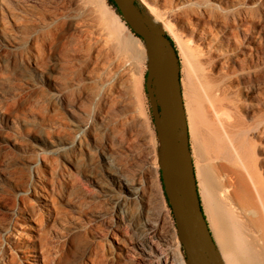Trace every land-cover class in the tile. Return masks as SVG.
<instances>
[{
	"label": "rangeland",
	"instance_id": "374dc122",
	"mask_svg": "<svg viewBox=\"0 0 264 264\" xmlns=\"http://www.w3.org/2000/svg\"><path fill=\"white\" fill-rule=\"evenodd\" d=\"M134 1L150 27L175 46L177 143L187 149L215 251L198 244L212 264H227L203 198L193 117L207 104L204 92L219 83L227 119L225 128L218 123L219 133L235 159L225 164L231 182L243 181L258 209L254 183L264 189V0ZM100 8L109 17L115 12L107 0H0V264H189L160 180L163 159L144 87L151 49L121 28L138 57L107 50ZM169 60L165 52L163 64ZM242 133L256 154V166L247 169L236 157ZM235 199V211L249 220L253 212ZM247 228L260 247L261 229ZM124 231L143 241L141 250H130Z\"/></svg>",
	"mask_w": 264,
	"mask_h": 264
},
{
	"label": "bare ground",
	"instance_id": "6f19581e",
	"mask_svg": "<svg viewBox=\"0 0 264 264\" xmlns=\"http://www.w3.org/2000/svg\"><path fill=\"white\" fill-rule=\"evenodd\" d=\"M99 16L104 20V38L106 40L104 42H107L108 45V49H104L110 50L113 53H117L124 57L136 59L138 57V53L133 48L131 39L122 37L119 33V29H125L133 38H136L137 40L140 39L135 37L129 31L128 27L115 12H112V17H109L106 12L100 8ZM236 20L239 21V19ZM114 22H116L117 25H115ZM235 28L239 29L240 27L235 26ZM246 46L244 48H246ZM169 69L170 64L169 61H167L157 71L154 80L155 91L158 96L159 102L162 105L164 121H168L171 116L167 95ZM220 95H226L225 89H221L219 83H214V85L209 88L208 92H204L203 94L202 98L205 97L204 102L207 103L203 104H206V106L203 105V108H200V110H198V112L194 114L193 117L195 123L194 136L197 139V150L201 156L202 161L199 166L198 172L203 188V198L210 217L214 235L220 246L223 258L226 260L224 261L227 262V264H264V189L263 186L260 187L258 185L260 184V182L254 183L252 181V183L255 184L254 187L256 189L254 190H257L260 201V204H258L259 208L257 209L255 207L253 208V204L251 205V195H249L250 190H247V188L249 187H247L241 179H239V181H242L241 185H237L239 187L234 186L233 182H231L232 178L230 179V177L232 176L229 175L232 172L229 173L230 168L229 166H227V164H225V160L230 162L235 161V159L219 133L220 126H218V123L219 125H221V127L225 128L224 123H226L225 120L227 121V119L224 118L225 116H223L226 114V111L223 108L225 105H221L220 100L222 98L219 97ZM229 110L230 109H228V111ZM74 126L78 127L81 125L75 123ZM241 135H244V133H242ZM244 136L238 139L240 153L237 150L236 157H238L237 160L243 167H249V164L254 166L256 163V154L254 145L252 143L253 141H251L249 137ZM111 177L113 181H116L119 184V187L125 188V185L118 174H111ZM174 177L179 187V191L183 196V201H185V206L186 208L188 207L191 212L194 204V185L192 181L193 176L191 172V164L189 162V156L185 144L176 143L175 145ZM257 178L254 179L257 180ZM232 186H234L235 189ZM233 198H237L239 200L240 203L237 199H235V201L237 200L236 202L241 204L240 207H242V209L246 211L251 210L253 212V216L250 217L249 220L244 221L243 219H241L242 217H240V215L235 211L233 207ZM119 202L120 199H118V203ZM118 221L123 224L125 223L124 218L121 216L118 218ZM249 223L259 227L262 231V243L258 248L256 247L253 239L249 237V229L247 228L249 226ZM149 230H151L152 232L155 231V229L152 227H149ZM123 233L124 239L128 242V247L130 248V250L133 249L134 252L138 249L141 250L143 241L141 242V240H131L129 239V233L127 231H124ZM196 234V239H199L201 246L209 251L210 246L202 224H198V226L196 227Z\"/></svg>",
	"mask_w": 264,
	"mask_h": 264
},
{
	"label": "water",
	"instance_id": "95a60500",
	"mask_svg": "<svg viewBox=\"0 0 264 264\" xmlns=\"http://www.w3.org/2000/svg\"><path fill=\"white\" fill-rule=\"evenodd\" d=\"M128 27L150 47L153 55L152 67L147 71L144 80V87L150 102L152 119L159 140L163 164L160 169V180L162 189L170 206L176 229L181 237L185 257L190 264H212L203 248L197 243L196 224L203 225L210 250L215 251V241L203 220V209L197 205V198L194 186L193 218L188 212L183 198L181 197L175 177V145L179 142L181 116L179 100V70L175 46L172 45L165 34L154 31L144 19L139 7L134 0H113ZM165 52L170 56L169 79H168V100L171 116L168 121L160 115V107L157 101V94L153 89V79L157 71L163 65ZM193 175V174H192ZM194 180V179H193Z\"/></svg>",
	"mask_w": 264,
	"mask_h": 264
},
{
	"label": "trees",
	"instance_id": "16d2710c",
	"mask_svg": "<svg viewBox=\"0 0 264 264\" xmlns=\"http://www.w3.org/2000/svg\"><path fill=\"white\" fill-rule=\"evenodd\" d=\"M107 2H108V4L109 5H111L113 8H114V10H115V12L121 17V19H122V21L126 24V26L128 27V25H127V23L125 22V20H124V18L122 17V15H121V13L119 12V10H118V8L116 7V5H115V3H114V1L113 0H107ZM135 4H136V2H135ZM137 5V4H136ZM138 6V5H137ZM129 28V27H128ZM130 29V28H129ZM130 31L133 33V34H135L131 29H130ZM135 36H137L136 34H135ZM165 36L167 37V39L169 40V42L172 44V45H174L173 44V41L171 40V38L168 36V35H166L165 34ZM139 39H141L145 44H146V42L142 39V38H140L139 36H137ZM175 52H176V50H175ZM176 54H177V52H176ZM178 57V56H177ZM177 64H178V58H177ZM146 74H147V72L145 73V76H146ZM194 186H195V194H196V198H197V205H198V207L199 208H201L202 209V206H201V201H200V196H199V192H198V188H197V184H196V181H194ZM169 206V205H168ZM170 207V206H169ZM172 211V210H171ZM203 220L205 221V223H206V220H205V216L203 215ZM207 224V223H206ZM197 240V239H196ZM197 243H198V240H197ZM190 264V263H189Z\"/></svg>",
	"mask_w": 264,
	"mask_h": 264
}]
</instances>
